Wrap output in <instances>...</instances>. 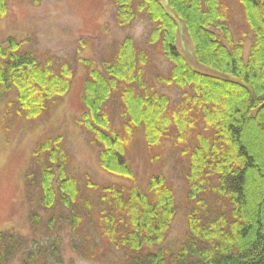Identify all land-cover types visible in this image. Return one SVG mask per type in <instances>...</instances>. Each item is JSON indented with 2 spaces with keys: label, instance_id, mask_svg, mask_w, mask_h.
Returning <instances> with one entry per match:
<instances>
[{
  "label": "trees",
  "instance_id": "trees-1",
  "mask_svg": "<svg viewBox=\"0 0 264 264\" xmlns=\"http://www.w3.org/2000/svg\"><path fill=\"white\" fill-rule=\"evenodd\" d=\"M229 0H114L120 26L145 15L152 23L148 44L170 61L168 73L148 76L150 50L127 35L87 69L77 123L99 147L102 167L134 179L128 150L135 135L149 147L175 137L189 156L188 227L177 248L166 240L177 213L175 189L154 172L145 187L136 181L82 186L71 171L72 156L61 133L47 135L33 150L25 180L40 190V208L30 223L53 231L65 221L71 247L93 258L107 248L121 264H264V0H236L253 33L248 54L230 27ZM39 3L40 0H34ZM8 0H0V17ZM74 68L51 56L40 60L9 36L0 42V98L15 91L9 111L33 118L67 93ZM154 81L182 89L172 103ZM119 97L120 123L108 102ZM159 160V155L152 157ZM31 243V244H30ZM60 234L46 242L0 229V264L23 253L22 264H63ZM30 247V248H29Z\"/></svg>",
  "mask_w": 264,
  "mask_h": 264
},
{
  "label": "rangeland",
  "instance_id": "rangeland-1",
  "mask_svg": "<svg viewBox=\"0 0 264 264\" xmlns=\"http://www.w3.org/2000/svg\"><path fill=\"white\" fill-rule=\"evenodd\" d=\"M231 5L230 27L235 39L244 40L247 55L253 33L249 28L242 5L236 0ZM152 23L141 15L128 27L119 25L114 0H8V10L0 17V42L15 36L23 42V48L33 51L40 60L51 56L57 62L67 61L74 68L71 85L66 94L59 97L42 114L27 118L17 115L15 107L9 111V103L15 99V91L0 98V229L14 231L27 237L30 242H46L60 234L63 239V264H121V256L107 248L105 252L88 258L71 247V228L65 221L57 223L50 231L44 222L38 229L30 223L31 210H39L46 220L49 216L40 208V190L29 186L25 180L27 169L33 166V150L39 140L47 135L61 133L69 149L71 171L82 186L89 178L97 182L136 181L145 187L150 176L163 172L172 183L177 202V213L166 243L177 248L186 235L188 211L191 201L187 196L186 174L189 156L184 145L175 137H168L157 147H149L144 134H136L128 150L136 178H122L105 170L98 158L99 147L89 133L77 123L85 110L83 101L87 69L82 57L98 61L115 52L119 43L132 35L137 42L150 50L151 62L148 76L155 79L158 73H168L171 63L158 47L148 44ZM156 87L176 103L182 89L176 85H164L154 81ZM116 124L120 123L119 97L108 102ZM159 160H153L154 155ZM31 244V243H30ZM30 248V247H29ZM23 253L10 264H22Z\"/></svg>",
  "mask_w": 264,
  "mask_h": 264
}]
</instances>
